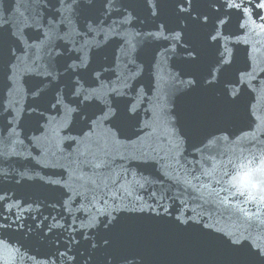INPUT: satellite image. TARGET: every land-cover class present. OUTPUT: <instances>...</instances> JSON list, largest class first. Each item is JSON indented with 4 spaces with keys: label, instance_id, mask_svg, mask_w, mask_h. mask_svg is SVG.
Instances as JSON below:
<instances>
[{
    "label": "water",
    "instance_id": "obj_1",
    "mask_svg": "<svg viewBox=\"0 0 264 264\" xmlns=\"http://www.w3.org/2000/svg\"><path fill=\"white\" fill-rule=\"evenodd\" d=\"M253 157L257 0H0V264H264Z\"/></svg>",
    "mask_w": 264,
    "mask_h": 264
},
{
    "label": "snow or ice",
    "instance_id": "obj_2",
    "mask_svg": "<svg viewBox=\"0 0 264 264\" xmlns=\"http://www.w3.org/2000/svg\"><path fill=\"white\" fill-rule=\"evenodd\" d=\"M257 3L258 7L264 8V0H257ZM245 160L247 162H244ZM254 166H256L257 172L264 173V158L259 160L256 157H253L250 160L244 158L240 163L234 165L233 173H224V177H227V184L229 186L228 190L235 189L233 195L244 197L249 202H254L257 199H264V181H260L257 177L260 185L259 191H252L257 185H250L247 183L249 177L248 169Z\"/></svg>",
    "mask_w": 264,
    "mask_h": 264
},
{
    "label": "clouds",
    "instance_id": "obj_3",
    "mask_svg": "<svg viewBox=\"0 0 264 264\" xmlns=\"http://www.w3.org/2000/svg\"><path fill=\"white\" fill-rule=\"evenodd\" d=\"M259 162V161H258ZM259 174H257V176H258Z\"/></svg>",
    "mask_w": 264,
    "mask_h": 264
}]
</instances>
